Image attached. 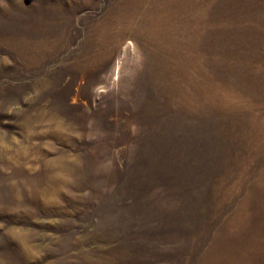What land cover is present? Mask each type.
<instances>
[{
  "label": "rangeland",
  "instance_id": "374dc122",
  "mask_svg": "<svg viewBox=\"0 0 264 264\" xmlns=\"http://www.w3.org/2000/svg\"><path fill=\"white\" fill-rule=\"evenodd\" d=\"M0 264H264V0H0Z\"/></svg>",
  "mask_w": 264,
  "mask_h": 264
},
{
  "label": "bare ground",
  "instance_id": "6f19581e",
  "mask_svg": "<svg viewBox=\"0 0 264 264\" xmlns=\"http://www.w3.org/2000/svg\"><path fill=\"white\" fill-rule=\"evenodd\" d=\"M155 49H158L160 47V44L157 42H154L153 44ZM164 65H163V70L165 72L168 73V77L165 80V85L167 87V89H169V91L172 93H175V89H180L181 88V84H177L175 85L174 81L171 79V77L169 76V74L171 73V61H170V56L164 57Z\"/></svg>",
  "mask_w": 264,
  "mask_h": 264
}]
</instances>
